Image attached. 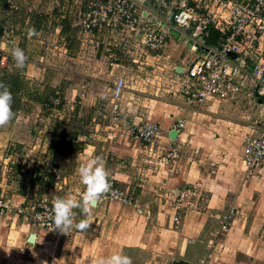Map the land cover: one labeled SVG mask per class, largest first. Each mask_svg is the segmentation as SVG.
Masks as SVG:
<instances>
[{"label":"crops","instance_id":"0c3cea01","mask_svg":"<svg viewBox=\"0 0 264 264\" xmlns=\"http://www.w3.org/2000/svg\"><path fill=\"white\" fill-rule=\"evenodd\" d=\"M1 2L2 23L16 13L22 20L14 27L10 46H0V77L7 85L10 80L16 83L14 88L9 85L15 118L0 128V197L13 206H30L44 196L79 200L85 186L80 183L77 169L99 156L109 172V179L132 196L133 204L99 202L92 209L93 223L88 231L67 235L60 232L42 234L18 216H1L0 264H95L97 259L114 252L129 256L132 264H248L246 241L234 234L219 239L214 218L210 217L224 207L226 196L236 192V182L229 176L211 179L212 184L206 186L208 190L204 189L208 198L204 202L200 200L199 204L193 200L203 213L191 215L195 206L181 210L177 214L183 215L174 225L171 221L173 196L192 185L194 194H201L200 176L187 174L180 160L172 161V165L168 161L157 173L155 159L143 155L147 146H138L129 136V124H125L124 118L121 115L116 121L110 118L113 83L133 68L123 63L127 61L124 59L134 55L141 58L147 51L129 50L130 56L125 55L110 67L108 54L118 52L115 46L118 34L105 31L78 34L71 25L73 2H69L67 14L60 15L53 10L54 13L48 14L42 22L45 12L37 11L34 4L47 5L44 2L28 0L26 6L20 5L10 17L5 16L4 0ZM36 14L38 16H33ZM68 17L70 23L66 25L62 19ZM48 19L57 22L53 27L52 48L41 52V46L28 44L29 38L44 36L42 29L47 26ZM62 25L69 30H62ZM33 28L36 30L34 36L29 35ZM16 47L23 49L28 57L23 69L16 68L12 59L11 52ZM106 60L107 66L103 67ZM136 61L131 60V63ZM184 62L180 59L172 65V73L174 68L185 65ZM95 65L97 73L94 74L90 68ZM133 83L135 86L130 87L131 90L139 93L138 81ZM42 84L51 87L52 97L58 94L57 97L68 105L60 117L35 100ZM238 103L213 105L234 109ZM173 110L180 116L195 111L191 108L181 111L178 104L171 106V112ZM168 116L166 114L164 121L169 124L172 120L168 122ZM129 121L132 120L129 118ZM169 133L168 139L161 138L162 143L173 144ZM178 137L179 134L173 140ZM74 211L77 222L85 218L80 209Z\"/></svg>","mask_w":264,"mask_h":264},{"label":"built area","instance_id":"2783aa9c","mask_svg":"<svg viewBox=\"0 0 264 264\" xmlns=\"http://www.w3.org/2000/svg\"><path fill=\"white\" fill-rule=\"evenodd\" d=\"M46 3L60 15L69 12V2L74 3L72 27L78 34L109 32L118 34L115 44L118 52L108 54L110 67L128 55L129 50L158 51L170 41L180 40L195 56L179 71L173 70V78L165 93L181 99L186 104H236L244 98L257 101L259 116L250 127L240 148V160L245 170H264V0H37ZM5 16L19 10L15 0H4ZM0 40L12 43L9 27L0 25ZM210 30L217 33L215 45L205 39ZM171 31L176 34L174 37ZM134 62V61H133ZM125 87L123 78H117L110 93L109 113L112 121L120 117L116 100ZM258 100H260L258 102ZM52 108L62 106L57 96L48 99ZM184 128L178 120L169 126L175 136ZM134 137L150 144L158 134V126L148 121L129 127ZM173 139L171 140V142ZM167 146H171L168 143ZM172 147L160 158L166 164L175 157ZM110 191L100 202H116L131 206L132 196L116 181L109 179ZM191 188L179 190L171 201L177 213L194 207ZM59 195L40 197L30 206H13L0 197V217L18 216L23 221L46 232L54 229L51 219L54 200ZM196 207V206H195ZM194 207V208H195ZM230 207L220 226L227 230V220L233 213ZM236 213V211H234Z\"/></svg>","mask_w":264,"mask_h":264},{"label":"rangeland","instance_id":"374dc122","mask_svg":"<svg viewBox=\"0 0 264 264\" xmlns=\"http://www.w3.org/2000/svg\"><path fill=\"white\" fill-rule=\"evenodd\" d=\"M15 1L19 6H26L28 2V0ZM0 4V25L3 24L9 27L10 30L12 29L13 38L14 27L22 20L21 16L16 13L11 17L9 16L10 18L7 20L5 19L7 22L2 23L4 20L2 2ZM34 5L37 11L45 12L40 22L44 21L43 18H48V14L52 15L54 13L47 5L36 3ZM33 16H38V14ZM62 20L65 21L66 25L70 23L69 17ZM46 24L47 26L42 29L44 36L40 35L37 39L29 38L30 41L28 43L29 45L41 46V52L52 48L53 27L57 22L48 19ZM67 28L69 30V27ZM38 40L41 41L39 45L37 43ZM173 41L168 42L166 46L157 52L147 51V55H142L141 58L128 54L130 57L124 59L127 61L123 63L133 68L121 74L125 78L126 83L118 100H116L118 110L124 118L123 121L125 124H129V127L132 126V122L138 125L145 121L155 123L158 126V134L150 144H145L136 139L132 130L127 129L129 136L136 141L138 146L140 144L147 146L148 150L143 155L152 156L155 159L154 166L157 169H154L157 173H160L164 168L160 158L167 153V149L172 147V150L175 151V157L170 160V165L173 164L172 161L180 160V164L184 167L183 170L187 174L200 176L198 182L201 183V194L192 195L190 200H194L198 204L200 200L204 202L208 198V193L204 189L208 188L206 187L208 184H212L211 179L216 176L218 178L229 176L236 182V192L226 196L224 198V207L216 211L215 216H210L212 219L214 218L213 220L216 224V235L219 239H223L224 235L234 234L238 238L245 240V249L249 251V261H246V263L264 264V170H245L239 153L247 127H250L252 122L257 119L259 110L263 106H258L256 104L257 101L253 100L254 98L250 99L249 103H247L246 99L243 100L234 109L231 107L219 108V106L216 107L213 104L183 105L175 96L165 93L163 89L169 88V80L173 78L171 66L177 64L180 59H184L186 61L184 64H186L195 56V53L186 50L180 40L175 41L173 39ZM3 45L10 46V44H5L0 40V46ZM154 54H158L159 57H153ZM70 56L76 57L75 55ZM135 59H137L136 63H131V60ZM73 64L76 66L77 62ZM103 64V67L107 66V60ZM96 68L97 66L95 65L93 69L90 68V71L95 74L97 73L95 72L97 71ZM137 75L138 78L135 77ZM94 78L98 79L97 77ZM135 80L138 81L139 86L137 89L140 94L134 93L130 88L135 86L133 83ZM50 88L48 84H42L41 87L43 90ZM62 102V106L52 108L57 117H60V114L62 115L63 111L68 107L64 101ZM176 104L179 105V108L181 107V111L185 112L189 108L195 111H193V114L180 116L178 113H174L175 110L172 111L173 113L171 112V106ZM166 114H169V118L167 117L166 120L168 122L172 120L169 124L164 121ZM129 118L132 121H129ZM178 120L184 122L185 126L178 132L179 137L173 140V144L171 143V146L168 147L167 144L162 143L161 138L165 137V139H168V125ZM162 123L165 124L161 128L160 125ZM192 186L190 188L193 191L195 188ZM174 199L175 195L171 201ZM199 207L197 205L192 208L191 211L193 212L191 215L196 216L195 212L203 213ZM230 207L234 208V210L229 218L226 217L227 230L222 231L220 226L223 216ZM182 215L181 213L177 214V222ZM177 222L174 223L172 221L174 225ZM33 227L42 234H54L41 230L36 226Z\"/></svg>","mask_w":264,"mask_h":264},{"label":"clouds","instance_id":"9594fccd","mask_svg":"<svg viewBox=\"0 0 264 264\" xmlns=\"http://www.w3.org/2000/svg\"><path fill=\"white\" fill-rule=\"evenodd\" d=\"M29 35H36V30L34 28L30 29ZM11 55L16 68L23 69L28 60L25 51L20 47H16L12 50ZM12 104L13 95L10 86L0 81V128L6 126L15 118ZM77 172L80 183L85 186L80 199L57 197L52 208L51 219L54 229L65 235L74 231L86 233L93 223L91 219L92 209L111 189L109 172L102 157L96 156L82 163ZM74 209H80L85 218L77 222ZM95 264H132V260L125 254L114 252L106 258L97 259Z\"/></svg>","mask_w":264,"mask_h":264},{"label":"trees","instance_id":"16d2710c","mask_svg":"<svg viewBox=\"0 0 264 264\" xmlns=\"http://www.w3.org/2000/svg\"><path fill=\"white\" fill-rule=\"evenodd\" d=\"M66 28L67 27L64 26V25L61 26L62 30H65ZM0 33H1V30H0ZM216 42H217V33L215 31H213V30H210L209 33H208L207 38L205 39V43L208 44V45H215ZM0 81L3 82L1 77H0ZM9 85L14 88L16 86V83H15V81H13V80L11 81L10 80ZM52 94H54V93H53V90L51 88L48 89V90L41 89L39 95L35 94V100L40 104V106L42 108H45L46 110L52 109L51 104H49V102H48V99L50 97H52ZM57 138L60 139L59 136H57Z\"/></svg>","mask_w":264,"mask_h":264},{"label":"water","instance_id":"95a60500","mask_svg":"<svg viewBox=\"0 0 264 264\" xmlns=\"http://www.w3.org/2000/svg\"><path fill=\"white\" fill-rule=\"evenodd\" d=\"M171 34L175 37L176 36V34L174 33V32H172L171 31ZM179 67H177L176 69H175V72H178L179 71ZM260 100H258V102H259ZM168 136H169V139L170 140H172V139H174V137H175V132L174 131H171L169 134H168ZM31 238H32V236H30V238H29V240H31Z\"/></svg>","mask_w":264,"mask_h":264}]
</instances>
